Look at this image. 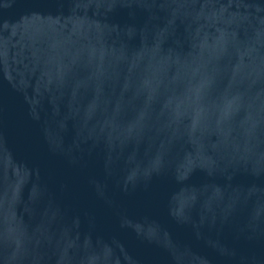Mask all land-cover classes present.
Listing matches in <instances>:
<instances>
[{"label":"water","instance_id":"95a60500","mask_svg":"<svg viewBox=\"0 0 264 264\" xmlns=\"http://www.w3.org/2000/svg\"><path fill=\"white\" fill-rule=\"evenodd\" d=\"M0 264H264V0H0Z\"/></svg>","mask_w":264,"mask_h":264}]
</instances>
